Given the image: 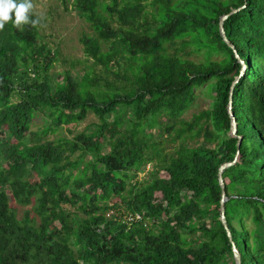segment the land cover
I'll return each mask as SVG.
<instances>
[{
    "label": "trees",
    "instance_id": "obj_1",
    "mask_svg": "<svg viewBox=\"0 0 264 264\" xmlns=\"http://www.w3.org/2000/svg\"><path fill=\"white\" fill-rule=\"evenodd\" d=\"M70 3L99 72L52 77L33 9L35 26L0 30V264H236L233 243L264 264V0ZM240 6L223 27L242 75L219 29ZM202 87L209 107L185 120ZM89 112V129L48 138Z\"/></svg>",
    "mask_w": 264,
    "mask_h": 264
},
{
    "label": "rangeland",
    "instance_id": "obj_2",
    "mask_svg": "<svg viewBox=\"0 0 264 264\" xmlns=\"http://www.w3.org/2000/svg\"><path fill=\"white\" fill-rule=\"evenodd\" d=\"M33 11L40 20L39 34L40 42L47 43L52 49L58 52V60L50 69L52 77H56L58 73L71 69L74 72L80 73L89 70L93 65L91 59H86L83 53V46L80 38L83 35H93L92 29L88 22H86L80 13L71 5L70 0H32ZM94 69L99 72L100 67L94 66ZM207 87V86H206ZM206 87L197 90L196 99L192 106L185 112L183 118L190 120L193 114L198 113L200 110L206 109L210 105L211 94ZM14 101L17 100L15 96ZM98 118L92 112H89L86 118L79 122L70 133L68 128H61L55 134H49L48 138L53 139L58 135H65L71 137L78 131L87 130L93 122H97ZM46 122L40 114L36 115L31 129L37 130ZM159 129L155 128V136L159 145L166 150H172V147L178 143L172 142V137L159 135ZM164 148V149H165ZM165 150V151H166ZM151 168V163L146 165L141 172L138 173L137 179L142 180L146 177L147 171ZM134 180H132L133 182ZM10 201H12L10 189L6 188ZM24 206H17L19 215L22 214Z\"/></svg>",
    "mask_w": 264,
    "mask_h": 264
},
{
    "label": "water",
    "instance_id": "obj_3",
    "mask_svg": "<svg viewBox=\"0 0 264 264\" xmlns=\"http://www.w3.org/2000/svg\"><path fill=\"white\" fill-rule=\"evenodd\" d=\"M244 6H240L236 9H233L231 10L228 14H224L220 17V21H219V29H220V33L224 39V41L226 42V44L232 48L234 50V53H235V56L239 59V61L241 62L242 64V69H241V72H240V75L243 74L244 70H245V63L243 60H241L237 54V51L235 50L234 46L231 44V42L228 40L226 34H225V31H224V27H223V22L224 20L228 17V15L236 12L237 10L243 8ZM240 75L238 76V78H236V80L233 82V84L231 85V89H230V95H229V112L231 114V118H232V126H231V133L232 135H235V132H236V122H235V119H234V116H233V113H232V89H233V86L234 84L238 81ZM239 139L241 140V137H239ZM238 154V153H237ZM237 154H236V157H237ZM235 157V159H236ZM235 161V160H234ZM233 161V162H234ZM233 162H226V163H223L220 167H219V172H218V179H219V184L221 186V189H222V194H221V204H220V220L222 222V224L224 225V227L226 228L227 232H228V235L230 236V231L227 227V222H226V218H225V201L227 200V197H226V191H225V184H224V180H223V177H222V173L224 171V169L230 165L233 164ZM233 250H234V259H235V263L236 264H241V256H240V253L239 251L237 250L235 244L233 243Z\"/></svg>",
    "mask_w": 264,
    "mask_h": 264
},
{
    "label": "clouds",
    "instance_id": "obj_4",
    "mask_svg": "<svg viewBox=\"0 0 264 264\" xmlns=\"http://www.w3.org/2000/svg\"><path fill=\"white\" fill-rule=\"evenodd\" d=\"M32 9V0H0V30L9 21L16 28L29 23L35 26L37 21L30 19Z\"/></svg>",
    "mask_w": 264,
    "mask_h": 264
},
{
    "label": "built area",
    "instance_id": "obj_5",
    "mask_svg": "<svg viewBox=\"0 0 264 264\" xmlns=\"http://www.w3.org/2000/svg\"><path fill=\"white\" fill-rule=\"evenodd\" d=\"M136 218H139V216L137 215Z\"/></svg>",
    "mask_w": 264,
    "mask_h": 264
}]
</instances>
